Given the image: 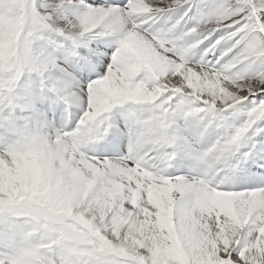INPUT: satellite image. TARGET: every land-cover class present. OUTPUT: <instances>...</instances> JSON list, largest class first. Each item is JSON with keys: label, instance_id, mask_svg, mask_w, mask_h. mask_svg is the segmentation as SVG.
<instances>
[{"label": "snow or ice", "instance_id": "snow-or-ice-1", "mask_svg": "<svg viewBox=\"0 0 264 264\" xmlns=\"http://www.w3.org/2000/svg\"><path fill=\"white\" fill-rule=\"evenodd\" d=\"M6 5L28 26L22 63L83 109L76 128L91 147L77 160L93 187L112 188L96 264H264V0L208 12L194 0H0V14ZM47 33L63 37L51 47L64 64L33 47ZM58 68L75 91L48 79ZM25 79L0 80V111ZM117 105L123 128L105 115ZM180 119L198 125L192 139L173 133Z\"/></svg>", "mask_w": 264, "mask_h": 264}, {"label": "clouds", "instance_id": "clouds-1", "mask_svg": "<svg viewBox=\"0 0 264 264\" xmlns=\"http://www.w3.org/2000/svg\"><path fill=\"white\" fill-rule=\"evenodd\" d=\"M27 48L28 26L6 5L0 80L38 77L22 63ZM12 117L0 111V264H96L100 228L115 210L112 188L93 187L76 158L91 146L76 127Z\"/></svg>", "mask_w": 264, "mask_h": 264}, {"label": "rangeland", "instance_id": "rangeland-1", "mask_svg": "<svg viewBox=\"0 0 264 264\" xmlns=\"http://www.w3.org/2000/svg\"><path fill=\"white\" fill-rule=\"evenodd\" d=\"M198 1L204 4L202 8V12L210 11L214 7L215 2H216V0H198ZM49 2L50 0H37V3L47 4ZM53 35L54 34L52 33H47L43 39L37 40L35 42V47L39 48L41 43L51 40L53 38ZM48 78L50 77L48 76ZM44 88H47V87H41L39 77L26 78L25 83L21 85V87L18 90V93L28 95L29 100L24 101V102L17 100L16 106L13 109V117L11 119L12 120H17V119L26 120L23 110H26V111L30 110V107L27 106L28 103H30V105L31 104L34 105L37 102H39V98L41 97V95L46 94Z\"/></svg>", "mask_w": 264, "mask_h": 264}, {"label": "bare ground", "instance_id": "bare-ground-1", "mask_svg": "<svg viewBox=\"0 0 264 264\" xmlns=\"http://www.w3.org/2000/svg\"><path fill=\"white\" fill-rule=\"evenodd\" d=\"M77 2H79V0H77ZM54 38H55V40L57 42H60V41L63 40V37H60L58 34H55V36L53 37V39ZM52 40H50V42L49 41H46L44 43H41V45L39 46V48H36V50L37 51L46 50L48 53H51L52 54V56H53L54 59H57V62L59 64H63V60H64L63 53L54 52L53 51V49L51 47V41ZM57 54H61V56L60 57H56L55 55H57ZM60 70H62L63 73L59 74L60 73ZM49 77H50L51 81L58 82L61 86L65 87V88H68L69 85L66 83V80H65L67 78V75L65 74V71H64L63 68L55 69L54 72L52 71L49 74ZM43 102L44 101H42L41 103H39V105L37 107H31V110L27 111L26 114L32 115V117H34V119H35L36 122L42 123L44 125H48L47 118H46V116L44 114V109L42 107V103ZM190 131L193 134V136L191 137V139H192L197 134V131L198 130L190 129ZM257 139H260V137H257ZM187 163L191 164L190 161H188Z\"/></svg>", "mask_w": 264, "mask_h": 264}]
</instances>
